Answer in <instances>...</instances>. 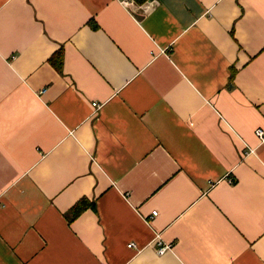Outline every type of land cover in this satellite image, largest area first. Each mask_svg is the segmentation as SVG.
<instances>
[{"label": "crops", "instance_id": "obj_1", "mask_svg": "<svg viewBox=\"0 0 264 264\" xmlns=\"http://www.w3.org/2000/svg\"><path fill=\"white\" fill-rule=\"evenodd\" d=\"M135 3L0 0V264H264V0Z\"/></svg>", "mask_w": 264, "mask_h": 264}, {"label": "trees", "instance_id": "obj_2", "mask_svg": "<svg viewBox=\"0 0 264 264\" xmlns=\"http://www.w3.org/2000/svg\"><path fill=\"white\" fill-rule=\"evenodd\" d=\"M137 3H142L145 0H135ZM91 26H94L91 22ZM56 60H59V62L56 63ZM51 63L55 65L57 70H61V57L60 54L54 59L51 58ZM95 209V202L92 200H88L86 197L79 198L76 202H74L70 208L65 212L66 219L71 222L74 219H76L85 209Z\"/></svg>", "mask_w": 264, "mask_h": 264}, {"label": "built area", "instance_id": "obj_3", "mask_svg": "<svg viewBox=\"0 0 264 264\" xmlns=\"http://www.w3.org/2000/svg\"><path fill=\"white\" fill-rule=\"evenodd\" d=\"M121 3L126 7H134L137 6L134 0H120ZM43 91V90H42ZM92 106L96 111L99 108V105L96 102H92ZM255 135L259 138V140L264 141V131L260 128L255 129ZM157 211L153 210L151 214L154 216L156 215ZM155 252L159 255L165 253L169 248L170 245L163 243L161 240H157L155 244ZM128 247H133V243L130 242L127 244Z\"/></svg>", "mask_w": 264, "mask_h": 264}]
</instances>
